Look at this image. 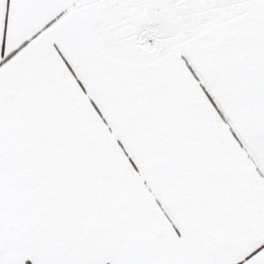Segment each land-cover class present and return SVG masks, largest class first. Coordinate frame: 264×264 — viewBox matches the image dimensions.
<instances>
[{"label": "snow or ice", "instance_id": "6c2138e0", "mask_svg": "<svg viewBox=\"0 0 264 264\" xmlns=\"http://www.w3.org/2000/svg\"><path fill=\"white\" fill-rule=\"evenodd\" d=\"M0 264H264V0H0Z\"/></svg>", "mask_w": 264, "mask_h": 264}]
</instances>
